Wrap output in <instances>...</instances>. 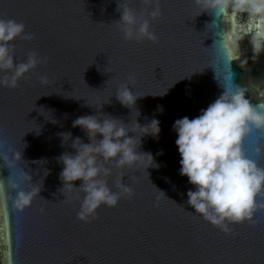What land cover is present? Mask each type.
Here are the masks:
<instances>
[{
	"label": "water",
	"instance_id": "obj_1",
	"mask_svg": "<svg viewBox=\"0 0 264 264\" xmlns=\"http://www.w3.org/2000/svg\"><path fill=\"white\" fill-rule=\"evenodd\" d=\"M128 6L145 11L142 0ZM116 9V0H0V19H15L34 36L13 42L15 62H25L30 52L44 60L16 88L0 87V264H264V209L252 223L229 225L226 235L187 205L192 185L179 175L172 127L198 116L222 93L213 45L247 18L218 19L200 15L193 0H160L161 16L151 25L157 41L137 43L124 40ZM252 55L245 38L231 57L233 84L244 87L251 103L264 104V54ZM123 84L144 96L133 111L116 100ZM135 110L141 125L160 122L158 140L145 137L140 149L159 167L113 166L109 187L118 190L114 181L122 171V183L134 194L81 222L76 214L83 193L61 191L57 161L74 150L71 141L62 147L57 134L71 132L88 143L72 127L77 117L107 114L134 123ZM252 144L264 146V132H254L246 146ZM256 159L264 168V155ZM33 189L30 206L16 209L17 192Z\"/></svg>",
	"mask_w": 264,
	"mask_h": 264
},
{
	"label": "clouds",
	"instance_id": "obj_2",
	"mask_svg": "<svg viewBox=\"0 0 264 264\" xmlns=\"http://www.w3.org/2000/svg\"><path fill=\"white\" fill-rule=\"evenodd\" d=\"M193 2L200 9V15L209 13L218 19L226 16L247 18L246 24L236 25L231 33L223 35L213 45L220 71L219 78L216 73V79L223 81L222 93L195 118H180L172 126L180 155L179 175L186 177L192 185L186 193L187 205L194 214H199L228 235L231 231L229 225L252 223L255 213L264 209V202L260 200L264 195V168L258 166L256 159L264 155V146H246L254 132H264V104L251 103L245 97L244 87L233 84L234 74L230 70L231 57L245 38L251 47L253 60L264 54V0ZM129 3L130 0H116L120 19L115 23L124 40L156 42L157 36L151 25L161 16L160 0H142L144 13H137L128 6ZM211 25L217 27L215 22ZM17 39L30 41L34 36L26 33L23 23L15 19H0V87L16 88L26 74L44 62L36 52H30L25 62L16 63L13 42ZM132 79L130 75L129 82ZM40 80L47 83V76L42 75ZM115 97L121 106L133 111L137 100L144 96L135 95L129 84H123ZM158 111L162 113L163 110L158 106ZM135 112L134 123L131 120L124 123L107 114L102 118L97 115L77 117L72 127L79 128L88 143L80 137L73 138L71 132L57 134L62 147L71 141L69 146L74 150V153H62L57 161L63 166L59 174L63 185L61 191L67 188L83 193L76 214L79 221L95 219L100 207L115 208L123 197L134 194L128 184L122 183V171L114 181L118 190L113 191L109 187L107 177L112 175L113 166L121 170L142 165H147V169L159 167L150 152L140 149L143 138L158 140L160 122L153 118L141 125L137 121L140 113ZM77 180L82 183L74 187L72 182ZM36 195L35 189L17 192L14 207L18 210L29 207Z\"/></svg>",
	"mask_w": 264,
	"mask_h": 264
}]
</instances>
